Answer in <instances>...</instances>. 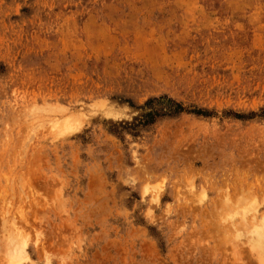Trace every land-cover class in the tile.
<instances>
[{
	"label": "rangeland",
	"instance_id": "obj_1",
	"mask_svg": "<svg viewBox=\"0 0 264 264\" xmlns=\"http://www.w3.org/2000/svg\"><path fill=\"white\" fill-rule=\"evenodd\" d=\"M260 218L264 0H0V264H264Z\"/></svg>",
	"mask_w": 264,
	"mask_h": 264
},
{
	"label": "bare ground",
	"instance_id": "obj_2",
	"mask_svg": "<svg viewBox=\"0 0 264 264\" xmlns=\"http://www.w3.org/2000/svg\"><path fill=\"white\" fill-rule=\"evenodd\" d=\"M246 199V198H245ZM237 201V200H236ZM252 201H254V200H252ZM240 202V201H239ZM244 202V201H243ZM255 202V201H254ZM242 203V202H241ZM256 203V202H255ZM245 205V204H244ZM251 206H253V204L251 205ZM254 206H257L256 204H254ZM246 207V206H245ZM248 207V206H247ZM231 208V207H230ZM250 210V209H249ZM247 211H248V209H247ZM239 213V212H238ZM246 213V212H245ZM263 219V220H262ZM260 218V220H258V221H261L262 220V222L260 223V224H258V225H260V227H259V230H258V236H259V238L260 239H264V218ZM257 228V227H256ZM256 230V229H255ZM254 231V230H253ZM10 232H12V230L10 231ZM15 232H17V231H15ZM20 232V231H19ZM26 232V231H25ZM252 232V231H251ZM15 234H18V233H15ZM21 234V233H20ZM10 235V234H9ZM10 237V236H9ZM15 237V236H14ZM21 237H23V236H20V238ZM28 237V236H27ZM12 236L10 237V241H9V243L11 244V243H15L16 241H14L15 239H13V242H12ZM19 237H18V240H21ZM8 241V240H7ZM24 240L22 239V242H23ZM18 242H20V241H18ZM13 243V244H14ZM19 244V243H18ZM17 245V244H16ZM12 246V245H11ZM14 246V245H13ZM22 246V245H21ZM10 247V246H9ZM20 248V247H19ZM257 248H258V246H257ZM13 250V249H12ZM15 250V249H14ZM10 251V250H9ZM11 253H13L12 251H11ZM16 253H17V251H16ZM19 253V252H18ZM9 255H10V253H8ZM17 255V254H16ZM18 256V255H17ZM20 256V255H19ZM19 256L17 257V258H19ZM10 258L12 259V254H11V256H10ZM20 258H21V256H20ZM9 259V258H8ZM11 259H9V260H11ZM15 259V258H14ZM13 260V259H12ZM13 262V261H12ZM11 262V263H12ZM15 262H16V260H15ZM14 262V263H15ZM8 263V262H7ZM9 264V263H8ZM16 264V263H15Z\"/></svg>",
	"mask_w": 264,
	"mask_h": 264
},
{
	"label": "trees",
	"instance_id": "obj_3",
	"mask_svg": "<svg viewBox=\"0 0 264 264\" xmlns=\"http://www.w3.org/2000/svg\"><path fill=\"white\" fill-rule=\"evenodd\" d=\"M174 104H175V109L180 110L182 108L180 104H178V103H174Z\"/></svg>",
	"mask_w": 264,
	"mask_h": 264
}]
</instances>
